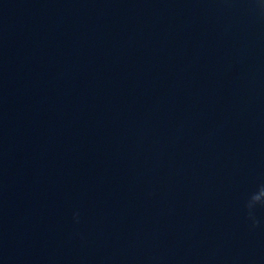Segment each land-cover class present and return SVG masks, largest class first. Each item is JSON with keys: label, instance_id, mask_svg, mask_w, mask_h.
Masks as SVG:
<instances>
[{"label": "clouds", "instance_id": "1", "mask_svg": "<svg viewBox=\"0 0 264 264\" xmlns=\"http://www.w3.org/2000/svg\"><path fill=\"white\" fill-rule=\"evenodd\" d=\"M253 12L264 16V0H254ZM246 219L250 221L253 228L259 226L257 219V209H264V184L259 185L255 191L251 192L244 201ZM79 213H74V219H77Z\"/></svg>", "mask_w": 264, "mask_h": 264}]
</instances>
